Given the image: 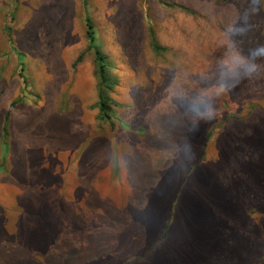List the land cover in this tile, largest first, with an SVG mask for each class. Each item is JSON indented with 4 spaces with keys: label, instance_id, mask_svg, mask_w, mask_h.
Returning a JSON list of instances; mask_svg holds the SVG:
<instances>
[{
    "label": "rangeland",
    "instance_id": "rangeland-1",
    "mask_svg": "<svg viewBox=\"0 0 264 264\" xmlns=\"http://www.w3.org/2000/svg\"><path fill=\"white\" fill-rule=\"evenodd\" d=\"M85 15L117 82L110 122ZM231 142L264 213V0H0V264H264V217L233 259L196 252Z\"/></svg>",
    "mask_w": 264,
    "mask_h": 264
},
{
    "label": "crops",
    "instance_id": "crops-1",
    "mask_svg": "<svg viewBox=\"0 0 264 264\" xmlns=\"http://www.w3.org/2000/svg\"><path fill=\"white\" fill-rule=\"evenodd\" d=\"M213 143L218 144L215 142L214 138ZM200 150L202 151V148ZM230 150L231 152L228 155L229 161L227 156L224 165L219 167L224 169L216 172L217 174L215 180L218 182L213 188L220 198L217 200V204L213 208H205L207 212H210V214L213 215V219L219 222V225L213 228V232L211 230H207V225L203 230L205 236L202 235V249L201 251H196L201 253V258L204 257V252L213 251V260H218L219 257H229V259H233L235 257L234 252L249 250V245L251 243L249 231L250 227L255 225L251 222V219L254 220L256 218L258 219L260 217H264V213L260 212L257 205L254 207L251 206L253 204L252 201L257 202L258 200H251L250 186L252 179L250 177L249 165L242 163L241 166L235 168L233 163L232 142L230 145ZM191 158L193 157L191 156L190 158H182V170L185 168V171L181 174L180 179L176 182L178 184L173 190V193L176 196L174 204L178 203L180 199H184V187L186 184H188L187 179H189L190 175L194 173L192 168L193 160ZM228 163L230 165H228ZM204 164V160L196 162L194 165V167H196L195 173H199L200 171H197V169L202 167ZM215 168L219 169L217 167ZM234 177H237V180H235ZM184 182L185 185L183 187ZM232 184L243 185V188L234 189ZM252 185L260 186V183L253 180ZM174 209L176 213L181 212L179 203L174 207ZM176 218L177 217L174 216V219ZM164 227L167 228V231H164V235H166L167 232H173L175 229H177L176 223L173 220L171 222H167ZM244 229L248 230L244 231ZM164 260H166V258ZM170 262L167 264H172Z\"/></svg>",
    "mask_w": 264,
    "mask_h": 264
},
{
    "label": "trees",
    "instance_id": "trees-1",
    "mask_svg": "<svg viewBox=\"0 0 264 264\" xmlns=\"http://www.w3.org/2000/svg\"><path fill=\"white\" fill-rule=\"evenodd\" d=\"M82 3L84 6V4L86 3V0H82ZM177 8H179L178 9L179 11H183L184 13H186V15L194 14V12L188 8L178 6V5H177ZM138 11H139V8H138ZM174 13L176 12H172L171 14L172 17L174 16ZM177 18L178 17L175 16L173 22L176 23ZM83 22L85 26V35H86V39L88 43V49L93 52L94 61L96 63V70H97L96 72H97V77H98L97 102H96L97 109H98L97 118L101 122H110L111 112H112L111 111L112 101L109 96V93L112 91L113 87L116 85L117 82H116V79L112 77V75L110 74L111 64H110V60L108 56L100 48H98L94 43L95 41L94 25H93V22L90 16L85 15V17L83 18ZM166 25L168 24L166 23ZM3 31H5L8 36L10 29L4 26ZM148 37H149L150 46L154 52H160L163 50V47L158 42L159 39H158V35H157L155 27L151 26L148 28ZM247 52L248 53L246 55H249L251 53V49H249ZM175 54H176L175 59L176 58L179 59L180 57L184 55V52H179V49H177L175 50ZM8 117H9V113H7V115L5 116V121L2 126V134L5 136L7 134ZM209 137H210V133L208 134L207 139H209ZM1 145L3 148V152L5 153L8 146L5 144L4 141L2 142Z\"/></svg>",
    "mask_w": 264,
    "mask_h": 264
}]
</instances>
